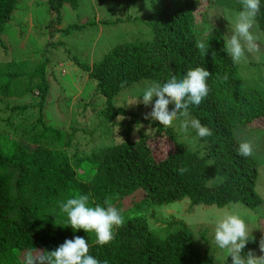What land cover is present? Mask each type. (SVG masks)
Segmentation results:
<instances>
[{
  "label": "trees",
  "instance_id": "16d2710c",
  "mask_svg": "<svg viewBox=\"0 0 264 264\" xmlns=\"http://www.w3.org/2000/svg\"><path fill=\"white\" fill-rule=\"evenodd\" d=\"M171 2L173 11L167 19L143 20L154 35L151 41L119 45L92 66L73 56L75 64L95 82L96 93L106 99L104 118L110 123L121 119L119 144L71 159L63 147L68 146L72 135L58 129H46L40 136L46 139L53 133L58 149L41 145L29 151L18 141L0 140V264H22L20 254L35 249L52 251L73 236L88 241L89 254L107 264H216L213 256L197 248L194 234L185 223L174 221L159 232L151 229L149 209L185 199L191 201L192 207L223 209L234 203L254 209L262 205L256 188L259 165L252 156L237 155L239 141L235 132L264 120V89L245 86L238 63L233 64L223 51V39L205 35L198 25L199 8L215 0ZM17 3L18 0H0L1 48H5L3 27L11 20ZM48 3L54 13L50 22L52 38L82 30L76 24L59 29L61 10L68 3L76 8L77 0ZM206 10L201 13L205 21ZM126 20L139 21L140 17ZM120 22L124 20L104 23ZM257 22L264 31V7ZM201 42L205 43L203 50L198 47ZM196 66H203L210 73L208 95L199 106L189 109L213 133L198 138L201 151L182 142L174 128L114 105V99L123 91L143 81L163 82L169 74L180 75ZM22 76L5 74L13 79ZM8 89L6 85L3 93L7 94ZM46 95L44 91L41 106ZM30 108L12 110L25 112ZM142 124L152 126L158 136L169 139L175 151L162 161L155 160L146 133L141 131L138 138L132 139ZM181 167L187 169L183 174L179 172ZM211 173L220 176L222 182L208 185ZM75 194L89 195L93 204H103L108 198L123 214L124 205L129 202L127 213L138 215H124V223L115 229L114 239L101 246L96 244L94 233L82 229L73 232L70 226H64L67 218L59 212V204ZM250 239L244 252L254 254L260 239L256 235Z\"/></svg>",
  "mask_w": 264,
  "mask_h": 264
},
{
  "label": "rangeland",
  "instance_id": "374dc122",
  "mask_svg": "<svg viewBox=\"0 0 264 264\" xmlns=\"http://www.w3.org/2000/svg\"><path fill=\"white\" fill-rule=\"evenodd\" d=\"M237 6L239 0H215L210 5L201 6L197 22L203 33L220 39L230 35L228 21L222 14L226 8L235 9ZM205 10L207 21L202 20L204 18L201 15ZM172 11L171 0H77L76 8L68 3L61 10L62 24L59 29L76 24L82 26V30L68 35L59 33L52 38L50 22L54 13L50 11L48 0H18L11 20L2 30L5 48L0 47V140L18 141L29 151L41 145L58 149L53 133H49L46 139H40L46 129H58L72 135L66 143L68 146L63 147L71 159L84 158L119 144L123 131L121 119L110 123L104 118L102 113L107 107L106 99L96 93L95 82L75 64L73 56L92 66L100 63L119 45L151 41L154 35L143 20L151 18L163 21ZM136 16L140 17L139 21L126 20ZM118 19L124 22L104 23ZM256 25L258 47L238 63V68L245 86L264 89V31L259 28L257 20ZM5 74L23 76L13 79L5 77ZM146 82L150 80L123 91L114 99V105L139 113L144 118L150 113L151 105L146 107L131 103ZM6 85L9 86L7 94L3 93ZM44 91L47 95L41 106ZM24 106L32 108L25 112L12 110ZM148 119L151 120L150 117ZM174 130L192 150H202L194 132L185 138L178 127ZM141 131L150 138L149 147L155 160L162 161L175 151L172 142L158 136L152 126L142 124L132 134V139L138 138ZM235 136L238 141L249 139L253 142L251 156L259 165L256 188L262 198L261 206L252 209L232 203L223 209L215 206L192 207L191 201L185 199L167 207H151L147 214L149 227L158 232L174 221L185 223L194 234L197 248L213 256L216 264H231V257L225 260L216 248L213 227L208 221L226 208L234 209L244 216L252 229L251 235L259 237L260 245L264 241V120L254 122L251 127L238 129ZM222 180L211 173L208 185H218ZM127 205L129 202L124 205L125 209H128ZM125 209L124 215H138L127 213ZM254 255H264L260 246ZM19 259L22 262V254Z\"/></svg>",
  "mask_w": 264,
  "mask_h": 264
},
{
  "label": "clouds",
  "instance_id": "9594fccd",
  "mask_svg": "<svg viewBox=\"0 0 264 264\" xmlns=\"http://www.w3.org/2000/svg\"><path fill=\"white\" fill-rule=\"evenodd\" d=\"M264 7V0H239L238 8H226L222 16L228 21L230 35L222 37L223 51L233 64L239 63L246 55L257 49L259 37L256 34V20ZM198 47L205 49V43ZM209 71L203 66L189 68L183 74H169L163 82H146L138 90L135 101L144 106L151 105L145 118H151L163 127H178L185 138L195 133L196 138L210 137L212 130L192 116L191 106H199L208 95ZM171 102V108L169 104ZM125 104V105H131ZM178 122V124H177ZM253 142L242 139L237 146V155L249 157L253 154ZM187 171L181 167L179 172ZM59 212L66 216L64 226L73 232L82 229L85 233L95 234L98 245H107L114 239L115 229L124 223V214L118 207L105 198L103 204L90 201L87 194H75L59 204ZM213 227V240L225 260L231 257V264H264V255L256 256L252 251L244 252L251 240L252 229L249 221L234 209L226 208L213 215L208 221ZM89 242L80 236H73L52 251L28 250L22 254V264H107L89 254ZM264 251V241L260 245Z\"/></svg>",
  "mask_w": 264,
  "mask_h": 264
}]
</instances>
